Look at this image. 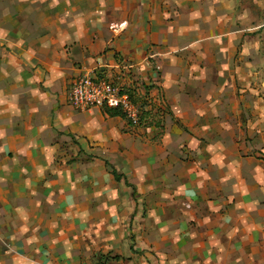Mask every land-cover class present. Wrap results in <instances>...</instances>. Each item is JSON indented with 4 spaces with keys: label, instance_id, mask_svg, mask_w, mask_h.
Returning a JSON list of instances; mask_svg holds the SVG:
<instances>
[{
    "label": "rangeland",
    "instance_id": "obj_1",
    "mask_svg": "<svg viewBox=\"0 0 264 264\" xmlns=\"http://www.w3.org/2000/svg\"><path fill=\"white\" fill-rule=\"evenodd\" d=\"M23 2L0 0L1 65L20 91L49 92L52 114L73 113L60 100L71 78L62 52L73 45L109 51L135 3L35 0L25 10ZM150 2L157 40L145 52L163 55L148 58V83L127 68L113 69L110 79L96 72L128 92L138 123L122 118L109 136L108 121L94 126L97 137L80 141L82 135L57 130L53 117L50 143L36 142L30 155L26 189L39 256H51L45 264H145L146 255L154 264H222L207 248L203 224L191 220L199 192L208 201L218 194L238 198L237 213L253 217L264 240V0H194L192 11L191 0ZM163 81L173 88L170 97ZM185 95L189 106L182 105ZM192 104L203 108L201 121L191 117ZM171 106L186 109L188 125ZM236 239L238 246L247 241L245 233Z\"/></svg>",
    "mask_w": 264,
    "mask_h": 264
},
{
    "label": "crops",
    "instance_id": "obj_2",
    "mask_svg": "<svg viewBox=\"0 0 264 264\" xmlns=\"http://www.w3.org/2000/svg\"><path fill=\"white\" fill-rule=\"evenodd\" d=\"M133 1L135 3L131 10L133 17L126 22L125 30L120 37L113 40L112 46H108L109 51L87 52L81 46L73 45L69 48L70 52H62L67 57V68L71 78L66 87L65 84L63 85L60 100L73 113L63 115L59 110H55L52 114L51 99L46 98V95H50L49 92L37 91L34 94L38 93L41 96L31 97L29 91H20L18 79L14 80L13 74L1 65L0 60V71L6 75L0 79V264H45V261L51 258V256L40 257L39 252L42 248H37L35 244L37 220L30 194L26 189L29 178L24 171L29 167L30 155L34 151L36 142L41 147L50 143L53 134L52 118L55 119L54 125L57 130L82 135L80 141L91 138L94 126L98 127L108 121L112 125L105 126L106 132L107 134L110 132L109 136H115L117 134L115 123L116 125L123 123V117H109L99 108L86 111L73 109L67 100L71 80L88 70L95 72L104 70L103 73L110 79L112 72L114 73L116 69L127 68L128 73L136 75L135 79L138 75H142L139 80L141 79L143 84L148 83L149 78L146 79L144 76L150 63L148 58L163 55L160 56V52H152V54L145 52L148 46L157 40L153 31L155 24L152 22V2L150 0ZM193 5L194 0H191V11ZM34 7L35 0H24L22 6H19L20 9L25 10ZM155 9L157 10V7ZM136 13H138L137 16L134 15ZM119 31V27L116 32L112 30L115 35L113 37H116ZM71 37V41H77V37L73 35ZM46 53L48 52H44ZM95 53L99 55L98 58L92 57ZM155 81L156 79L152 76V82L157 84L158 82ZM161 85L165 96L170 97L173 88L164 81ZM183 101L182 105L189 106L190 101L187 95L184 96ZM192 105L189 107L191 117H194L195 121H201L203 108ZM171 111L173 117H177L184 125H188L186 121L190 122V120L186 109H179L178 106L173 109L171 106ZM104 117L107 119L105 120ZM190 127L193 131L191 123H189V130ZM194 128L198 130L196 125ZM95 133L97 134L92 137L98 136L97 130ZM91 145L95 147L96 144ZM202 195V192H199L197 196H193L195 199L191 200L193 207L191 220L196 219L198 223L203 224L205 238L210 237L209 241L207 240V248L214 258L215 255H219L222 264H259L260 256H264V240L262 242L259 240V225L255 223L254 218L251 216L245 218L237 213L239 199L235 196L218 194L216 198L208 201L206 197L202 198ZM202 206L205 208L203 213L195 211ZM243 233L246 234L247 241L243 246H238L236 237ZM212 237L215 239H213L214 242L211 241ZM145 250V246H141V252ZM146 256L145 264H154V258Z\"/></svg>",
    "mask_w": 264,
    "mask_h": 264
},
{
    "label": "built area",
    "instance_id": "obj_3",
    "mask_svg": "<svg viewBox=\"0 0 264 264\" xmlns=\"http://www.w3.org/2000/svg\"><path fill=\"white\" fill-rule=\"evenodd\" d=\"M112 30L118 31V26L114 25ZM67 100L69 105L77 111H86L91 108L118 109L132 124L138 123L140 118L139 108L131 100L128 92L110 81L99 79L96 72L92 70L71 80Z\"/></svg>",
    "mask_w": 264,
    "mask_h": 264
},
{
    "label": "trees",
    "instance_id": "obj_4",
    "mask_svg": "<svg viewBox=\"0 0 264 264\" xmlns=\"http://www.w3.org/2000/svg\"><path fill=\"white\" fill-rule=\"evenodd\" d=\"M103 113L109 117H116V116H120L123 117L122 113L118 110V109H108V108H104L102 109ZM124 118V117H123ZM112 175L118 179V175L116 174V171L113 169L111 171ZM115 260H119L120 257L119 256H114L113 257Z\"/></svg>",
    "mask_w": 264,
    "mask_h": 264
}]
</instances>
